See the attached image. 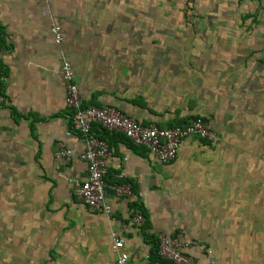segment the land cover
Wrapping results in <instances>:
<instances>
[{
  "label": "crops",
  "instance_id": "1",
  "mask_svg": "<svg viewBox=\"0 0 264 264\" xmlns=\"http://www.w3.org/2000/svg\"><path fill=\"white\" fill-rule=\"evenodd\" d=\"M62 57L82 105L162 128L199 116L218 141L190 136L160 163L97 125L112 216L92 211L73 194L85 143ZM159 233H180L194 264H264V0H0L1 248L17 264H154Z\"/></svg>",
  "mask_w": 264,
  "mask_h": 264
},
{
  "label": "built area",
  "instance_id": "2",
  "mask_svg": "<svg viewBox=\"0 0 264 264\" xmlns=\"http://www.w3.org/2000/svg\"><path fill=\"white\" fill-rule=\"evenodd\" d=\"M50 30L54 42L60 44L63 41L60 26L54 23ZM60 77L64 86L65 105L72 110L74 128L82 136L85 143V149L80 157L86 164V178L75 186L73 194L92 211H100L108 219L112 216V207L106 199L105 175L111 152L108 142L93 134V125H98L108 131L123 133L135 145L143 146L160 163L173 160L185 138L196 136L211 142L219 139L208 121L199 116L189 119L183 125L162 128L155 124H142L114 106L82 105L79 89L74 82L72 65L64 57L60 63ZM57 155L66 162L71 158V153L66 148H60ZM116 177L122 179L124 175L118 173ZM112 190L117 197L132 194L131 183L127 180L119 181L112 186ZM132 219L139 223L143 220V216L136 213ZM111 237L114 250L118 251L123 245L122 240L115 231L111 233ZM157 255L159 260L154 264H194L193 258L182 251L180 233L174 235L159 233L157 235ZM124 263V257H117L116 264Z\"/></svg>",
  "mask_w": 264,
  "mask_h": 264
},
{
  "label": "rangeland",
  "instance_id": "3",
  "mask_svg": "<svg viewBox=\"0 0 264 264\" xmlns=\"http://www.w3.org/2000/svg\"><path fill=\"white\" fill-rule=\"evenodd\" d=\"M3 240H2L1 235H0V264H17L18 263V261L16 259L17 251L13 250L11 248H10L11 250H7L5 248H1V247L5 246V244H3V243H5L4 242L5 240L4 241ZM1 243L3 244L2 246H1Z\"/></svg>",
  "mask_w": 264,
  "mask_h": 264
},
{
  "label": "trees",
  "instance_id": "4",
  "mask_svg": "<svg viewBox=\"0 0 264 264\" xmlns=\"http://www.w3.org/2000/svg\"><path fill=\"white\" fill-rule=\"evenodd\" d=\"M96 126L97 125H93L92 126V132L95 134L96 132H95V130H96ZM100 128V127H99ZM101 129V128H100ZM103 131H105L104 129H102ZM96 135V134H95ZM99 137V136H98ZM99 138H102L101 136L99 137ZM103 139V138H102ZM156 251H157V246H156Z\"/></svg>",
  "mask_w": 264,
  "mask_h": 264
}]
</instances>
